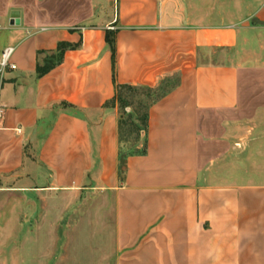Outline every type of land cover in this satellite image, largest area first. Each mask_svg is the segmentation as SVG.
I'll list each match as a JSON object with an SVG mask.
<instances>
[{
  "label": "crops",
  "instance_id": "1",
  "mask_svg": "<svg viewBox=\"0 0 264 264\" xmlns=\"http://www.w3.org/2000/svg\"><path fill=\"white\" fill-rule=\"evenodd\" d=\"M0 24V264H264V0H0ZM174 74L121 181L106 102Z\"/></svg>",
  "mask_w": 264,
  "mask_h": 264
},
{
  "label": "trees",
  "instance_id": "2",
  "mask_svg": "<svg viewBox=\"0 0 264 264\" xmlns=\"http://www.w3.org/2000/svg\"><path fill=\"white\" fill-rule=\"evenodd\" d=\"M107 42L113 53L115 68L116 45L112 31L107 32ZM80 44L59 42L57 49L47 52L37 64L38 76H43L63 61L65 51L77 48ZM39 51V56L43 54ZM180 75L164 77L157 85L116 84L115 96L106 102L107 107H119V178L124 180L127 171V159L130 155L146 154L148 151L147 132L150 108L166 97L180 84ZM142 144L139 146V144Z\"/></svg>",
  "mask_w": 264,
  "mask_h": 264
},
{
  "label": "built area",
  "instance_id": "3",
  "mask_svg": "<svg viewBox=\"0 0 264 264\" xmlns=\"http://www.w3.org/2000/svg\"><path fill=\"white\" fill-rule=\"evenodd\" d=\"M14 52L15 48L12 46L0 49V121L4 119L6 113V106L1 101V90L5 85L7 73L17 68L16 64L12 61Z\"/></svg>",
  "mask_w": 264,
  "mask_h": 264
},
{
  "label": "water",
  "instance_id": "4",
  "mask_svg": "<svg viewBox=\"0 0 264 264\" xmlns=\"http://www.w3.org/2000/svg\"><path fill=\"white\" fill-rule=\"evenodd\" d=\"M20 13L18 11H14L12 13V21L11 24L13 25H19L20 24V19H19Z\"/></svg>",
  "mask_w": 264,
  "mask_h": 264
},
{
  "label": "rangeland",
  "instance_id": "5",
  "mask_svg": "<svg viewBox=\"0 0 264 264\" xmlns=\"http://www.w3.org/2000/svg\"><path fill=\"white\" fill-rule=\"evenodd\" d=\"M142 144L140 143L139 146H141Z\"/></svg>",
  "mask_w": 264,
  "mask_h": 264
}]
</instances>
